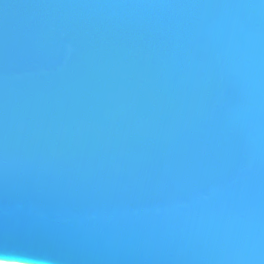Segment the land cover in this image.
I'll return each instance as SVG.
<instances>
[{"label":"water","instance_id":"water-1","mask_svg":"<svg viewBox=\"0 0 264 264\" xmlns=\"http://www.w3.org/2000/svg\"><path fill=\"white\" fill-rule=\"evenodd\" d=\"M264 264V0H0V252Z\"/></svg>","mask_w":264,"mask_h":264},{"label":"clouds","instance_id":"clouds-1","mask_svg":"<svg viewBox=\"0 0 264 264\" xmlns=\"http://www.w3.org/2000/svg\"><path fill=\"white\" fill-rule=\"evenodd\" d=\"M18 255H12V254H0V259L5 258H13L17 257ZM22 257L17 261V264H55L53 260L46 259V258H40V257H31V256H19Z\"/></svg>","mask_w":264,"mask_h":264},{"label":"snow or ice","instance_id":"snow-or-ice-1","mask_svg":"<svg viewBox=\"0 0 264 264\" xmlns=\"http://www.w3.org/2000/svg\"><path fill=\"white\" fill-rule=\"evenodd\" d=\"M0 254H7L6 251L0 252ZM22 257H13V258H5V259H0V264H17V261L21 259Z\"/></svg>","mask_w":264,"mask_h":264}]
</instances>
